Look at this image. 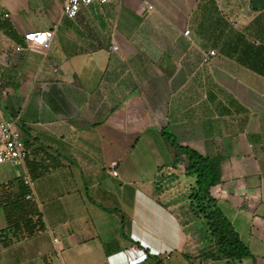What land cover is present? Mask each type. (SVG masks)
Instances as JSON below:
<instances>
[{
  "label": "crops",
  "instance_id": "crops-1",
  "mask_svg": "<svg viewBox=\"0 0 264 264\" xmlns=\"http://www.w3.org/2000/svg\"><path fill=\"white\" fill-rule=\"evenodd\" d=\"M38 29L48 49L28 46ZM0 117L29 151L0 165V264H264V0H111L74 18L61 0H0ZM168 135L220 159L211 192L251 257L201 255ZM26 176L35 213L11 221Z\"/></svg>",
  "mask_w": 264,
  "mask_h": 264
},
{
  "label": "trees",
  "instance_id": "trees-1",
  "mask_svg": "<svg viewBox=\"0 0 264 264\" xmlns=\"http://www.w3.org/2000/svg\"><path fill=\"white\" fill-rule=\"evenodd\" d=\"M168 137L174 146L187 156L186 175L193 179L188 195L190 206L194 215L204 224L206 234L211 238L209 248L201 255L204 258H226L232 263L251 257L252 252L249 246L242 240L232 221L211 192V188L221 182L220 159L206 156L192 147L181 145L172 135ZM24 184L26 195L10 201L7 205V214L11 221L10 211L13 208H23L28 205L29 210L35 213L34 206L28 203L27 196L30 188L25 183V179Z\"/></svg>",
  "mask_w": 264,
  "mask_h": 264
},
{
  "label": "built area",
  "instance_id": "built-area-1",
  "mask_svg": "<svg viewBox=\"0 0 264 264\" xmlns=\"http://www.w3.org/2000/svg\"><path fill=\"white\" fill-rule=\"evenodd\" d=\"M63 4V12L68 17L74 18L77 16L80 8L83 5H89L97 2L99 4L107 3L111 0H61ZM122 1V0H116ZM145 8L152 9L154 6L148 1L143 2ZM186 35L190 34V30L185 31ZM55 36L53 29H38L31 30L25 33V39L30 47L48 49ZM118 46H114V50H118ZM18 49H22L21 46ZM216 51L211 50L205 55V61H209L211 56L215 55ZM17 120H4L0 117V165L12 162L14 164H22L29 153L28 148L21 136V133L17 127ZM111 172L114 175L118 174V170L113 167ZM25 183L29 186L31 191L33 190L34 180L30 176L25 177ZM28 198H33V191L29 193ZM56 242H59L58 238H55ZM169 257V256H168Z\"/></svg>",
  "mask_w": 264,
  "mask_h": 264
},
{
  "label": "rangeland",
  "instance_id": "rangeland-1",
  "mask_svg": "<svg viewBox=\"0 0 264 264\" xmlns=\"http://www.w3.org/2000/svg\"><path fill=\"white\" fill-rule=\"evenodd\" d=\"M178 176H173L171 178H166L167 182L170 183V187H173V191L177 194L176 198H180L182 205L180 206L182 210L179 212H182L184 217H185V177L182 178H177ZM193 210L191 209V215L193 216ZM195 216V215H194ZM197 218V217H196ZM199 222H197L196 226L201 227L202 226V221L198 219ZM201 231V229H200ZM197 235L201 237L200 232L196 231ZM204 235L206 234L205 228H203V231L201 232ZM201 241V240H200ZM199 247V246H198Z\"/></svg>",
  "mask_w": 264,
  "mask_h": 264
}]
</instances>
